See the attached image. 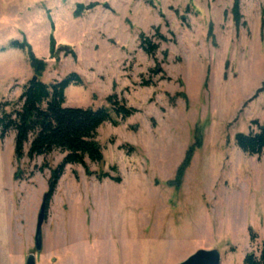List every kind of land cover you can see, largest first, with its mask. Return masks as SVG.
<instances>
[{"label": "rangeland", "instance_id": "1", "mask_svg": "<svg viewBox=\"0 0 264 264\" xmlns=\"http://www.w3.org/2000/svg\"><path fill=\"white\" fill-rule=\"evenodd\" d=\"M92 2L100 5L75 16L79 3ZM235 3L0 0V102L17 99L33 75L27 51L10 46L26 40L47 64L46 83L72 72L82 76L84 85L66 89V106L97 109L116 93L138 109L99 129L103 164L87 159L93 172L108 171L120 183L100 184L82 165L66 166L49 201L41 252L34 247L38 213L50 170L64 154L18 161L15 132L0 140V243L16 244L17 236L37 264H179L201 248H217L220 264L260 255L264 153H244L235 135L264 121V91L249 101L264 82V0H239V22ZM141 34L160 44L155 57L141 48ZM156 59L167 78L144 85ZM197 127L202 148L180 186L168 185ZM0 264L20 263L11 255Z\"/></svg>", "mask_w": 264, "mask_h": 264}, {"label": "trees", "instance_id": "2", "mask_svg": "<svg viewBox=\"0 0 264 264\" xmlns=\"http://www.w3.org/2000/svg\"><path fill=\"white\" fill-rule=\"evenodd\" d=\"M98 5H100L98 2L88 5L79 3L75 10V16L79 17L85 10L93 9ZM234 11L235 19L239 22L241 18L239 0H236ZM158 40L168 41V38L158 33ZM55 44V39L51 36L52 51L55 49ZM10 46L27 51L33 75L24 85L17 99L0 102V140H3L10 131L15 132L14 151L18 161L24 157L33 160L35 157L46 156L54 151L64 154L61 162L50 170L46 192L48 202L55 194L59 181L69 164L82 165L87 175L95 174L99 181L109 178L120 183L121 177L112 175L108 171L93 172L89 168L87 159L103 164L105 158L103 148L98 140L99 129L107 122H111L115 126L119 125L120 120L123 121L133 116L138 112V109L128 106L116 93L107 97L108 106L97 109L68 107L65 105L66 89L70 85H84L82 76L72 72L60 81L46 83L42 78L47 64L35 55L30 44L26 40H13ZM140 46L148 55L155 57L160 44L151 37L141 34ZM150 72L152 77L144 78V85L155 84V76H159V79L167 78L162 62L158 59L155 60V66L151 68ZM263 91L264 82L249 101L254 100ZM176 97L187 99L184 92L177 93ZM176 97L171 100H175ZM195 132V138L188 146L184 160L179 167V175L168 185L180 186L184 171L190 165L196 151L202 148L203 136L198 135V127ZM235 143L244 153L260 157L264 153V121L253 120L248 133L239 132L235 135ZM122 148L127 147L123 146ZM112 170L118 172L116 166H113ZM21 175L17 171L15 179L19 180ZM251 239H256L254 233L251 234ZM244 264H264V242L260 247V255L257 256L253 252L248 253L244 258Z\"/></svg>", "mask_w": 264, "mask_h": 264}, {"label": "water", "instance_id": "3", "mask_svg": "<svg viewBox=\"0 0 264 264\" xmlns=\"http://www.w3.org/2000/svg\"><path fill=\"white\" fill-rule=\"evenodd\" d=\"M48 194L45 193L39 209L36 231L34 235V247L36 252H41L43 249V225L48 213ZM221 252L217 248L196 250L185 260L179 264H220ZM25 264H37L36 255L34 252L30 253L26 258Z\"/></svg>", "mask_w": 264, "mask_h": 264}, {"label": "crops", "instance_id": "4", "mask_svg": "<svg viewBox=\"0 0 264 264\" xmlns=\"http://www.w3.org/2000/svg\"><path fill=\"white\" fill-rule=\"evenodd\" d=\"M100 184H103V182H105L104 180L102 181H98ZM58 190H56L55 194L53 197H55V195L57 194ZM63 214L65 215L66 212L63 211ZM11 232V229H9V233ZM64 232H63V236H64ZM16 244L13 242L10 244L8 243V241H5L3 240L1 243H0V258L1 257H6V258H9L11 255H15L18 257L19 259V263L20 264H25L26 263V258H27V248L26 246H22L19 245V242H18V238L16 236ZM10 240V239H9ZM221 259H222V254H221Z\"/></svg>", "mask_w": 264, "mask_h": 264}]
</instances>
